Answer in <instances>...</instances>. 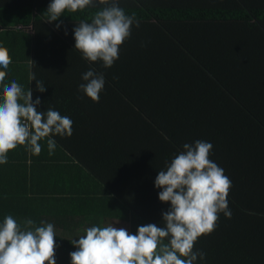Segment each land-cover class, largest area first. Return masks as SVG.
Wrapping results in <instances>:
<instances>
[{
    "label": "trees",
    "instance_id": "1",
    "mask_svg": "<svg viewBox=\"0 0 264 264\" xmlns=\"http://www.w3.org/2000/svg\"><path fill=\"white\" fill-rule=\"evenodd\" d=\"M50 2L0 0V39L24 41L33 67L68 69L67 103L83 117L73 121L76 135L61 139L82 166L61 179L52 174L61 181L57 192L48 189L51 171L44 176L47 216L61 219L49 221L61 230L55 252L76 250L71 241L91 226L120 221L133 234L149 223L163 227L171 204L159 200L155 178L185 143L203 140L232 182V217L219 213L215 230L197 240L194 251L206 257L194 264H264V0H119L140 27L133 25L108 69L82 58L73 32L103 5L49 23ZM90 68L105 75L98 102L78 88ZM3 167L0 185L14 178ZM8 215L12 207H1L0 223Z\"/></svg>",
    "mask_w": 264,
    "mask_h": 264
},
{
    "label": "clouds",
    "instance_id": "2",
    "mask_svg": "<svg viewBox=\"0 0 264 264\" xmlns=\"http://www.w3.org/2000/svg\"><path fill=\"white\" fill-rule=\"evenodd\" d=\"M97 0H51L46 10L48 22L60 20L65 13L77 12L95 5ZM103 7L93 14L91 22L81 20L73 29L75 49L82 58L101 62V67L111 68L119 59V49L132 35V27H140L136 14H126L119 0H98ZM63 21L56 24L59 29ZM65 35L67 29L65 28ZM12 63L8 50L0 47V164H6L8 153L17 146L39 155L41 141L47 139L49 155L56 148L52 135L61 137L73 134V121L61 115L54 107L38 111L42 101H33L32 90L24 91L15 80L4 83L6 69ZM68 71V69H67ZM67 71L65 75L67 74ZM36 81V90L44 93L43 81ZM115 79V77H114ZM78 88L94 102L100 99L105 87V75L95 68L82 74ZM213 145L196 140L185 143L183 150L166 162L159 170L155 187L161 202H170L171 207L162 213L163 227L154 223L139 226L133 234L125 227L109 224L104 227L91 226L84 235L72 240L76 251L71 252V264H194L205 259L203 251H194L197 240L215 230L219 213L232 217L228 195L232 182L224 169L211 160ZM22 229L8 215L0 223V264H57L54 225L27 219ZM167 238V242H165ZM183 257V258H182Z\"/></svg>",
    "mask_w": 264,
    "mask_h": 264
},
{
    "label": "crops",
    "instance_id": "3",
    "mask_svg": "<svg viewBox=\"0 0 264 264\" xmlns=\"http://www.w3.org/2000/svg\"><path fill=\"white\" fill-rule=\"evenodd\" d=\"M31 30V27H29L26 32L32 34ZM14 45L18 46L14 47ZM24 45V41L21 39H0V47H4L8 50L12 61L8 69H6L7 76L4 83L10 84L12 80H15L22 86L25 92L31 89L33 92V101H35L37 97L42 101L41 105L38 106V111H47V108L52 106L55 110L59 111L61 115L70 117L72 121H81L83 117L76 116L72 113L71 110L75 111V109H70L69 104L71 102L67 103L70 89L68 81H64V79L67 80L69 76L68 74L65 75L66 71L63 70L64 66L62 72L57 71L51 65L33 67L32 56H30L28 50L22 49ZM26 66H28V68ZM33 76L43 81L47 89L44 93L36 90V81L32 79ZM2 91L3 86L0 85V98H2ZM80 93L81 95L84 94L83 92ZM88 110L92 112L98 111V107L94 110L93 107H91ZM92 115L94 116L93 118H96V115ZM73 132L76 135V132ZM88 136L90 138V135ZM66 137L67 136L61 137L59 135H52L49 137L56 140V148L51 155H49L47 146L48 138L39 141L42 147V151L39 155L28 151L25 146H22V150L17 146L16 149L8 153V160L7 163L4 164L3 170L7 176L13 174L14 178L10 183L0 185V194L4 193V195L0 196V208L12 207V216L17 223H24L27 219H31L34 222L46 221L49 223V221H54V224H58V221H61L60 218L53 219L47 216L49 207L46 212V204L42 203V201L46 198L43 197L44 192L47 191L44 176H47L49 173L48 170L51 171V173H49L48 189L57 192L61 189V181L54 179L52 174L61 179L62 176L68 175L73 168L77 170L79 166H82V164L77 162L76 158L70 154L69 148L62 144L61 139ZM42 172H44V175H39ZM15 208H21L23 214L14 213ZM116 223L124 222L116 221L115 224ZM127 229L129 231L128 224ZM55 233L60 236L61 230L58 228ZM73 251L76 250L70 248L63 249L61 252H55L57 264H71V257L69 254ZM60 253H68V255L58 258L57 254Z\"/></svg>",
    "mask_w": 264,
    "mask_h": 264
},
{
    "label": "rangeland",
    "instance_id": "4",
    "mask_svg": "<svg viewBox=\"0 0 264 264\" xmlns=\"http://www.w3.org/2000/svg\"><path fill=\"white\" fill-rule=\"evenodd\" d=\"M114 226L127 228V224L126 223H116Z\"/></svg>",
    "mask_w": 264,
    "mask_h": 264
}]
</instances>
